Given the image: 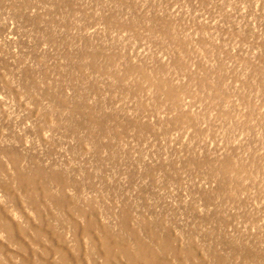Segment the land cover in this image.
Here are the masks:
<instances>
[{"label": "rangeland", "instance_id": "1", "mask_svg": "<svg viewBox=\"0 0 264 264\" xmlns=\"http://www.w3.org/2000/svg\"><path fill=\"white\" fill-rule=\"evenodd\" d=\"M139 240L264 264V0H0V264Z\"/></svg>", "mask_w": 264, "mask_h": 264}, {"label": "bare ground", "instance_id": "2", "mask_svg": "<svg viewBox=\"0 0 264 264\" xmlns=\"http://www.w3.org/2000/svg\"><path fill=\"white\" fill-rule=\"evenodd\" d=\"M4 217H6V216H4ZM5 219V218H4ZM8 219V218H7ZM7 219H5V220H7ZM8 222H9V224H11V221L8 219ZM90 224H92V223H90ZM6 225H7V223H6ZM89 226V225H88ZM9 227H13V225L12 226H9ZM6 228V227H5ZM7 229V228H6ZM12 230V229H11ZM13 230H14V228H13ZM87 230V229H86ZM6 231V230H5ZM14 232H15V230H14ZM26 233V232H25ZM12 234V233H11ZM14 235V234H13ZM11 236V235H10ZM106 238V237H105ZM104 239V238H103ZM107 239H109L108 237H107ZM113 242V241H112ZM119 242H122V241H119ZM105 245H108V247L109 246H111V245H113V244H109V240L107 241V244L105 243ZM136 247H137V252H139V253H131V252H126V248H125V245L124 246H122V248H123V250H124V254H126L127 255V258H128V261H130L129 263H131V264H141L142 262L141 261H146V262H143V263H145V264H166V263H164V262H160V261H158L157 259H151V258H149L148 257V255L146 254V252H145V248H146V245L144 244V243H142L140 240L139 241H137L136 242ZM150 250V249H149ZM110 250H108L107 251V254H109L110 252H109ZM160 252V251H159ZM161 253V252H160ZM50 254V253H49ZM112 255V254H111ZM161 256V255H160ZM70 256H68V253H66L65 255L63 254V256H62V262H61V264H85V262H84V259H82V258H80V259H76L77 261L75 262V263H73V259L72 258H69ZM107 259H106V262H105V264H112L111 263V261H110V257L108 256V257H106ZM164 258V257H163ZM86 260V259H85ZM88 260V259H87ZM72 261V262H71ZM92 262H91V264H99L97 261H94V260H91ZM1 264H2V262H1ZM57 264H59V263H57Z\"/></svg>", "mask_w": 264, "mask_h": 264}]
</instances>
